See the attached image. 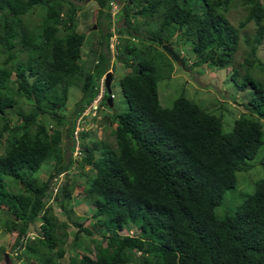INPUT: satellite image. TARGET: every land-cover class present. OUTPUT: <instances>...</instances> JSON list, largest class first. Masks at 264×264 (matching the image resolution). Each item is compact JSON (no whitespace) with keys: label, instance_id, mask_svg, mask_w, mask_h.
I'll return each mask as SVG.
<instances>
[{"label":"trees","instance_id":"obj_1","mask_svg":"<svg viewBox=\"0 0 264 264\" xmlns=\"http://www.w3.org/2000/svg\"><path fill=\"white\" fill-rule=\"evenodd\" d=\"M84 1L0 0V229L13 236L10 249L26 264H59L64 253L62 235L50 221L55 220L52 207L45 202L52 178L69 172L75 116L94 98V82L109 68L108 27L91 62L81 56L86 40L75 28ZM92 1L109 23L111 0ZM232 1L127 0L122 5V26L115 30L127 38L118 37L115 46L129 55L128 63L116 56L126 67L118 85L127 108L110 112L104 98L98 103L96 112L110 125L113 144L101 139L86 144L83 129L77 135L78 165L89 166L92 174L76 184V193L92 206V228L103 233L100 241L90 238L93 254L88 248L73 250L67 264H264V178L231 213L215 215L224 192L235 186V172L251 166L246 160L262 144L264 121V80L253 74L264 72L255 53L264 38V4L239 0L246 15L234 26L226 17ZM133 17L156 24L141 48L129 41L135 37ZM248 21L254 33L242 39L245 50L235 64L237 30ZM175 36L189 44L191 65L230 67L237 88L250 89L242 106L247 113L234 119L230 131H222L220 116L183 95L170 107L159 104V70L169 59L158 49L171 46ZM72 86L80 98L67 116L61 110ZM21 102L28 107L20 108ZM64 124L68 155L61 144ZM259 162L264 167V154ZM42 164L51 165L45 180L33 176ZM71 191L65 176L52 199L75 226V239L91 230L71 218ZM38 218L36 236L29 239L28 228ZM129 227L137 234L118 233Z\"/></svg>","mask_w":264,"mask_h":264},{"label":"rangeland","instance_id":"obj_2","mask_svg":"<svg viewBox=\"0 0 264 264\" xmlns=\"http://www.w3.org/2000/svg\"><path fill=\"white\" fill-rule=\"evenodd\" d=\"M114 4L117 5L118 13L116 17L107 23L106 19L103 18L104 15L98 16L97 13V4L92 0H86L82 2L79 6V9L76 13V28L78 32L84 34L85 42L81 46V56L85 58L86 61L91 62L92 51L100 49V45L97 43L101 41L102 35L108 27L110 34H116L117 37L121 40L127 38L124 32H117L115 27L122 26L121 19V7L123 4H128L127 0H114ZM261 4H264V0H259ZM232 4L228 11L226 12L227 20L234 26H237L238 22L243 20L246 15V10L244 6L239 4V0H233ZM105 11V10H104ZM100 17V18H99ZM133 30L135 31V37H130L129 41L132 40V44L136 48H141L146 45V39L144 37L147 34H150L151 30L156 27L155 22L149 21L145 25L141 22V19L133 17ZM96 24V25H95ZM108 25V26H107ZM114 27V30L111 29ZM254 25L251 21L246 22L238 31L239 41L237 49L234 53V63L241 62V56L245 50L242 39L244 37H251L254 33ZM150 31V32H149ZM111 36V35H110ZM134 36V35H133ZM135 38V39H134ZM178 36L172 38L171 46L175 53L183 58V66L176 64L172 61L171 57L166 53L164 54L166 58L169 59L165 66L162 67L160 71V78L157 81V93L159 104L162 107H170L174 98L178 95H183L186 98L194 101L204 110L211 112L215 115L221 117V128L222 131H230L233 125V121L240 114L247 113L242 108L245 105L246 100L250 97V89L244 87L243 89H238L237 86L229 77L230 67H214L207 63H201L199 65H191L195 60L194 55L189 48V44L186 42H180L176 39ZM121 41H119L120 44ZM161 53H164L162 49H158ZM120 53L119 48L117 49V54ZM256 56L264 63V38L261 43L256 47ZM121 54V53H120ZM124 60L128 63L129 55L121 54ZM85 63L84 68L90 65ZM134 63V62H133ZM171 66V67H170ZM170 67V68H169ZM112 76L109 84L110 92L113 94L111 100V107H107L110 112H123L127 108V101L122 94L118 80L126 72V67L120 62L116 57L111 61ZM170 71V72H169ZM241 71V70H240ZM255 77L261 78L264 80V72L253 71ZM80 98V92L77 87L72 86L68 88L67 91V100L62 113L70 116L73 109V104ZM19 107L26 109L28 104L21 102ZM103 111V110H101ZM104 112V111H103ZM101 114L98 112L97 115L91 117L90 122L86 126H83L84 131H87V138L84 139L86 144L89 139H101L106 140L110 144H113L112 136L110 135L111 127L109 124L102 121L100 118ZM249 115V114H246ZM14 120V116H12ZM262 121V120H261ZM262 123V144L257 148L253 158L246 160L251 166L244 171H236V183L233 188L227 189L222 197L221 203L215 207V215L217 218H223L226 214L232 212L237 203H239L245 195L250 193L253 189L254 182L264 178V167L260 164L259 159L264 154V121ZM49 124L54 127L52 122ZM67 124L62 126V147L64 149V154L68 155L69 151L67 146L69 145V140L64 135V130ZM88 126V127H87ZM1 152V149H0ZM79 154V151H78ZM96 155V153H95ZM71 156V155H70ZM81 155L72 157V163L69 166V172L64 174V176L57 175L55 181L52 178L50 186L51 195L48 197L45 204L51 205V211L54 215L55 220H50L52 223L55 222L54 226L57 228V235H62V241L60 244L61 249L64 250L62 257L58 258L59 264H67L68 257L73 255V250L86 251L93 254L92 243L90 238H94L97 241H100V235L103 233L102 228L97 227L92 228V221L90 214L92 212V206L86 200L81 199V195L77 192L76 184L81 182L84 177L91 176L92 169L89 166L79 167L78 158ZM97 156V155H96ZM51 170V165L42 164V166L33 173V176H37L40 180H45L48 172ZM65 176H67V181L72 188L70 205L68 206L69 213L71 218L80 222L82 226L89 227L91 234L86 235L81 232L77 234L76 228L74 225H71L69 221L65 218L64 214L61 212L59 207L56 204V199H52V194L59 185L62 184ZM81 200V202H79ZM40 218L36 219L31 223L28 228L27 237L33 238L36 236V229ZM130 231L134 234H137V231L132 227L127 228V232ZM58 236V237H60ZM13 236L9 233H6L2 228L0 229V264H26L24 258L17 256L11 251L10 243L12 242ZM104 245V241L102 243ZM56 247H52L51 252H54ZM19 253V252H18ZM137 256L139 253L134 252Z\"/></svg>","mask_w":264,"mask_h":264},{"label":"built area","instance_id":"obj_3","mask_svg":"<svg viewBox=\"0 0 264 264\" xmlns=\"http://www.w3.org/2000/svg\"><path fill=\"white\" fill-rule=\"evenodd\" d=\"M109 14H110V19L111 21L116 17V14L118 13V9H117V5H115L113 2L109 3ZM111 29L114 30V27H112ZM116 34L112 33L111 37L109 39L108 42V51L109 54L111 56H115L116 55ZM118 38V37H117ZM96 88H97V94L96 96L89 102L86 104V106L82 109V111L75 117L74 120V128H73V143H74V155H77L78 153V142H77V135L79 130L83 129V126H86L87 123L90 122V116H95L96 109L98 106V103L100 101V99L102 98V95L104 93V85H103V77L99 78L96 82ZM110 97H112V95H109ZM88 127V126H87Z\"/></svg>","mask_w":264,"mask_h":264},{"label":"clouds","instance_id":"obj_4","mask_svg":"<svg viewBox=\"0 0 264 264\" xmlns=\"http://www.w3.org/2000/svg\"><path fill=\"white\" fill-rule=\"evenodd\" d=\"M110 2H115V1H113V0H111V1H109V3ZM116 3V2H115ZM109 10V9H108ZM108 10L106 11V12H108ZM109 13V12H108ZM109 16H110V14H109ZM110 21H111V19H110ZM109 21V22H110ZM111 37V36H110ZM110 37H109V39H110ZM109 39H108V42H109ZM133 39V38H132ZM116 47V46H115ZM172 47V46H171ZM117 49L118 48H116V52H117ZM173 49V48H172ZM174 51V50H173ZM107 52H108V59H109V68L107 69V71H105V73H103L102 75H100L99 77H97L96 78V80H95V82H94V88H96V82H97V80L99 79V78H101V77H103V85H104V76H105V74H106V72H110V81H111V76H112V69H111V61H112V59H114V57H116L117 56V53H116V55L115 56H111L110 54H109V51H108V44H107ZM175 52V51H174ZM166 53V52H165ZM177 54V53H176ZM177 56L181 59V57L177 54ZM182 60V59H181ZM173 61V60H172ZM183 62V61H182ZM110 81H109V84H110ZM109 84H108V92L106 91V88H105V85H104V93H103V95H102V98L101 99H103L104 98V100H105V103H107L108 104V100L110 101V103H111V100H112V98H113V94L110 92V88H109ZM96 94H97V88H96ZM112 95V97H110L109 95ZM96 96V95H95ZM94 96V97H95ZM105 96V97H104ZM112 106V104L110 105V107ZM199 106V105H198ZM200 107V106H199ZM82 111V110H81ZM80 111V112H81ZM78 115V114H77ZM76 115V116H77ZM75 116V117H76ZM90 117H92V116H90ZM94 117V116H93ZM91 119V118H90ZM73 128H74V126H73ZM84 130V129H83ZM80 131V130H79ZM72 132H73V130H72ZM72 138H73V134H72ZM78 142V141H77ZM73 145H74V143H73ZM78 150V149H77ZM73 152H74V147H73V149H72V151H71V156L72 157H75V156H78V153H77V155H74L73 154ZM54 193V192H53ZM118 233L119 234H128L129 236H131V235H133V233L132 232H130V231H128L127 232V228H122V229H120L119 231H118ZM135 235V234H134ZM133 235V236H134Z\"/></svg>","mask_w":264,"mask_h":264},{"label":"water","instance_id":"obj_5","mask_svg":"<svg viewBox=\"0 0 264 264\" xmlns=\"http://www.w3.org/2000/svg\"><path fill=\"white\" fill-rule=\"evenodd\" d=\"M160 48L166 52L170 57L171 59L178 65H180L181 67L183 66V62L182 60L177 56V54L173 51L172 47L167 45V44H162L160 46ZM104 85H105V88H106V91L108 92V84H109V81H110V72H106L105 76H104ZM111 103L110 101L108 100V106H110Z\"/></svg>","mask_w":264,"mask_h":264}]
</instances>
